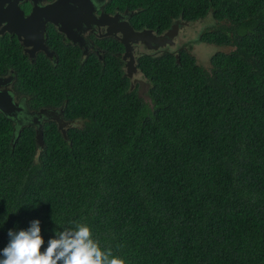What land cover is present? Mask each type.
Instances as JSON below:
<instances>
[{"label":"trees","instance_id":"1","mask_svg":"<svg viewBox=\"0 0 264 264\" xmlns=\"http://www.w3.org/2000/svg\"><path fill=\"white\" fill-rule=\"evenodd\" d=\"M108 5L158 31L210 15L199 39L229 51L209 69L187 50L142 55L139 89L115 56L81 63L65 45L35 67L0 36L17 92L83 122L64 136L45 121L40 146L34 126L16 135L0 113V249L39 220L44 247L82 223L124 264H264V0Z\"/></svg>","mask_w":264,"mask_h":264},{"label":"flooded vegetation","instance_id":"2","mask_svg":"<svg viewBox=\"0 0 264 264\" xmlns=\"http://www.w3.org/2000/svg\"><path fill=\"white\" fill-rule=\"evenodd\" d=\"M56 1L58 0H35L34 2L33 0H16L15 3L18 6L19 11L23 13V17L26 18L32 12L34 7H42ZM88 1L92 2L95 9L94 13L97 17L100 15L101 12H104L110 16L113 17L116 16L118 22L127 21L135 31H141L143 29H151L152 33H154L156 36L163 35L169 29V27H171L172 24L178 25L179 30L182 29V27L184 29V24L187 22L185 20H181L180 18L175 19L172 21L171 25L163 31H158L157 29H152V28L139 29L136 26H134L130 21V16L133 13L132 11H128L127 9L119 10L117 9V7L113 9L108 5V1L110 0H88ZM7 5L8 2H5L4 6L6 7ZM200 20L201 19L197 21ZM4 24H5L4 22L0 24V36L8 35L9 38H11L13 41L18 42L21 53L24 54L26 60L29 61L30 64L32 63L35 67L41 65L40 63H38V58H40L41 55L45 56L50 62L57 63L59 59L58 57L59 51L67 50V49H63L62 47L65 45H70L76 48V50L74 51L76 52V54H79V58L76 56V59L77 61H81V63H86L90 58H93L95 56V58L102 65H104L107 58L111 56L117 57L118 60H121L123 63L124 74L129 76L128 78L131 79V84H132L131 86L138 85L139 83V89L140 88L143 89L144 87L143 82L141 81V79H139L140 70L138 69V59L142 55H146V54L159 55L165 52H173L175 53V55H178L176 52H174L175 50L188 51L192 49V46L190 45L191 38H188L189 44H187L185 42L186 40L185 38H187V36H185V34L182 35L183 34L182 32L179 34V30H178L176 35H174V37L172 38L173 41L172 44L167 43L164 46H160L154 49L148 48L142 41H133V42L130 41L129 48L127 49L128 55L124 58L126 49L124 43L121 41L123 35L120 32L107 34L108 25L92 23L90 26H87L85 23H82L80 29L73 27V31H75L76 36H79L80 38V40H76L75 42H73L71 39L67 38V36L64 34L62 30H59V26L61 25L60 23H55L47 18L43 22V29L41 30V35L39 34L38 36V42L35 43V45L44 46L46 49L39 47L34 48L33 45L24 46L16 33L9 32L8 30L1 31ZM213 24L217 26L216 20H214L207 29L212 30V27L214 26ZM199 38H200V34L198 36V39ZM182 42L184 43L182 44ZM45 50L50 51L52 53L51 56H48ZM73 52H71L70 55H72ZM128 62L130 63V65L127 66ZM210 65L211 64L209 59V66ZM203 67L206 68L207 65ZM0 77L9 79L8 81H6L5 84L0 86V90L10 91L12 95L13 103H15L17 107H21V110L17 112L15 116L8 118L11 121L14 134L17 135L20 129L24 126L35 127L34 124L33 125L29 124L30 122H34L35 119L38 121V123L41 126L45 121L48 120H54L55 122H57L55 120L56 118H60L62 121L66 123L65 128L71 127L73 125L74 126L83 125V122L80 120L74 122V120L63 119L60 113L62 111L61 110L62 108L60 109L52 106L37 107L32 103L33 100L29 94L18 93L14 86L16 79V74H14V68L8 67L7 72L5 74H0Z\"/></svg>","mask_w":264,"mask_h":264},{"label":"water","instance_id":"3","mask_svg":"<svg viewBox=\"0 0 264 264\" xmlns=\"http://www.w3.org/2000/svg\"><path fill=\"white\" fill-rule=\"evenodd\" d=\"M34 1L35 0H33V2ZM5 2H8L6 7L4 6ZM15 2L16 0H0V24L3 22L5 23L1 31L8 30L9 32L16 33L24 46L33 45L34 48H45L41 45L37 46L35 43L38 42V36L39 34L41 35L43 22L46 18L55 23H60L59 30H62L67 38L71 39L73 42L80 40L79 36H76L75 31H73V27L80 29L82 23H85L87 26H90L92 23L108 25L107 34L120 32L123 35L121 41L124 43L126 49L124 58L128 55L127 49L129 48L130 41H142L148 48L154 49L164 46L167 43L172 44V38L177 32L176 24H172L171 27L160 36H156L152 33L151 29L135 31L127 21L118 22L116 16L113 17L107 13L101 12L97 17L94 13L95 9L92 2L88 0H58L42 7H34L26 18L23 17V13L19 11ZM45 52L48 56L52 54L48 50H45ZM175 56L178 57V55ZM128 65H130L129 62L127 63V66ZM8 80L9 79L0 77V86L5 84ZM20 110L21 107H17L15 103H13L10 91L0 90V112L5 117L10 118L15 116ZM55 120L58 122V126L65 136L66 123L60 118H56ZM33 124L36 129V141L40 146H43L41 125L36 119Z\"/></svg>","mask_w":264,"mask_h":264},{"label":"clouds","instance_id":"4","mask_svg":"<svg viewBox=\"0 0 264 264\" xmlns=\"http://www.w3.org/2000/svg\"><path fill=\"white\" fill-rule=\"evenodd\" d=\"M8 235L7 245L0 249V264H124L110 250H101L82 223L57 232L46 247L39 220L31 221L27 229L9 230Z\"/></svg>","mask_w":264,"mask_h":264},{"label":"rangeland","instance_id":"5","mask_svg":"<svg viewBox=\"0 0 264 264\" xmlns=\"http://www.w3.org/2000/svg\"><path fill=\"white\" fill-rule=\"evenodd\" d=\"M210 19L211 21L213 20L210 15L206 16V18H204L203 20L200 21H187L184 24V29L182 27V29L179 30V27L177 25V32L179 30V34L182 32L185 36H187V38H185V42L187 44H189L188 42V38H191V42L190 45L192 46V49L188 50L196 59L197 63L202 65V66H206V69H209V59L210 57L218 50H222L224 52H228L229 50V46H218L214 43H208L205 41H201L198 39L199 34L206 30L204 25L206 23H210ZM176 32V33H177ZM176 35V34H175ZM184 42H182L183 44ZM175 48V47H174ZM177 50H175L174 52H176ZM37 117V116H36ZM35 119V118H33ZM34 122H30L29 124L33 125Z\"/></svg>","mask_w":264,"mask_h":264}]
</instances>
